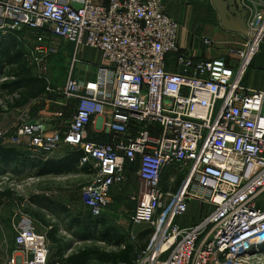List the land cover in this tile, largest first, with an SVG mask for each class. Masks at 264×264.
I'll use <instances>...</instances> for the list:
<instances>
[{
    "label": "built area",
    "instance_id": "1",
    "mask_svg": "<svg viewBox=\"0 0 264 264\" xmlns=\"http://www.w3.org/2000/svg\"><path fill=\"white\" fill-rule=\"evenodd\" d=\"M253 5L243 44L230 51L232 63L181 50L180 27L162 0H0V39L19 37L35 67L58 42L100 55L95 80L70 77L56 91L76 103L67 131L23 125L11 138L0 131V145L28 139L42 157L60 146L81 150L79 164L91 174L80 202L92 218L101 216L111 189L125 183L126 165L138 163L141 188L131 198L130 222L155 234L131 263L117 264H248L260 253L264 91L244 77L263 44L264 0ZM201 43L214 45L208 38ZM98 120L110 144L89 140ZM193 204L203 214L180 224ZM48 260V245L31 243L16 227L13 249L0 264Z\"/></svg>",
    "mask_w": 264,
    "mask_h": 264
},
{
    "label": "rangeland",
    "instance_id": "2",
    "mask_svg": "<svg viewBox=\"0 0 264 264\" xmlns=\"http://www.w3.org/2000/svg\"><path fill=\"white\" fill-rule=\"evenodd\" d=\"M162 1L167 6L169 17L175 20L180 27L178 39L180 34L183 33V35L190 39L196 38L197 42L193 41L194 44H200L202 38L212 40L213 35H218L223 37V39H226L227 37L229 42H232L235 49L243 44V29L246 30L250 14V11L246 8L250 5L249 0H241L239 5L241 8L237 4L238 0H228L229 5H227V8L230 7L237 9V12L238 8L243 10V12H240L243 17L242 20L236 26L233 24L229 25L234 32V35L229 37L228 35L223 34L220 29L223 25H219L218 22V17H225V11L227 10L222 8L221 0ZM223 2L227 3V0H223ZM232 18L240 20L236 14H232ZM235 34L239 36H236ZM223 42H225V40H223ZM221 49L222 48L215 49L214 47L210 49L201 48L197 51L195 56L196 59L210 60L220 58L233 63L234 57L232 54H226V51L224 52V50ZM98 61L99 53L95 50L80 48L76 51L72 44H66L63 42L59 43L57 52L49 56L43 62V69L40 71L35 70V72L32 70V75L37 76L40 74V76L46 78L48 87L52 92L41 98L40 101L30 102L27 107L20 111L14 110L9 106L13 104L10 97L2 98L0 100V107H2L0 108V131L2 130V132L6 133L13 132L15 127L20 123V117L24 110H30L33 114H36L30 115L34 118L39 117L42 119H48V121L56 120L55 127L64 131L67 128V124L71 117L72 105L57 96L54 91L59 87H63L70 77L79 78L80 76L84 77L86 74L87 78H92L95 72V64H97ZM31 65L34 68V65ZM0 72H3V69L0 70ZM257 74L260 75L258 76L259 83L256 82ZM5 80L6 78L0 74V83ZM244 84L253 88H260L261 84L264 85V44L260 46L257 55L252 60L245 74ZM1 97L2 95L0 94V98ZM51 126L52 125H50V128ZM64 150L66 149L63 146H60L57 151ZM89 179V177L85 178L82 175L36 177L33 172L14 174L7 172L6 170L3 171L2 174L0 173V195H4L3 198L0 196V263H3L10 254V250L13 247L12 242L15 237L16 227H21L26 231L31 243H43L46 245H48L46 234L49 230L47 232L44 225L48 224L49 226L54 227L56 230V238L59 242L57 246L49 243V257L57 251V247L62 250L64 248L66 255L85 248L113 251L112 248L108 247L102 240L99 233L98 235H90L89 233L84 234L80 232V226H71L69 217H81V225H85L89 221V218H92L89 210L82 208L79 203L81 189L86 185ZM122 193L123 192H121V194ZM124 197H126V195L123 196V198H116L122 200L125 199ZM46 200L61 202L69 207L74 206L70 209H76L69 212V217H66L59 211L48 208ZM259 206L264 209V196L259 200ZM107 207H109V205ZM122 207H124L122 202H118L114 199V212H116L117 209H122ZM121 214H123V212H120L119 216L117 213H114V221L107 220V222L110 225L114 224V228L119 234L127 239L128 243H134L136 234L139 232L146 230L152 231L148 240L151 235L155 234V231L148 227L131 225L130 221L127 222L125 225L126 227L124 226V228L117 222L118 217L120 218ZM202 214L203 213H201L196 204L191 205L190 211L184 218H182L183 220L180 221V224L189 225L195 223ZM121 217L127 219L124 214ZM130 232L134 236V240L131 237ZM77 238L80 240H77ZM68 248H70L69 253H66ZM257 252L260 253H255V255L251 256L253 259H251L248 264H264V245H261Z\"/></svg>",
    "mask_w": 264,
    "mask_h": 264
},
{
    "label": "trees",
    "instance_id": "3",
    "mask_svg": "<svg viewBox=\"0 0 264 264\" xmlns=\"http://www.w3.org/2000/svg\"><path fill=\"white\" fill-rule=\"evenodd\" d=\"M26 53L27 49L23 41L16 35L12 34L0 39V70L3 69V72H0V74L6 78L4 82L0 83V94L2 95L0 100L5 97H10L13 104L9 106L13 109L26 106L30 101L36 100L46 94V89L48 88V82L44 76L34 77L32 75V67L29 66L27 58L25 57ZM82 156L83 153L81 150L72 149L70 153L63 157L64 159L62 158L58 162L50 160L42 166L39 164V169H37L35 176H58L62 173L86 172L87 169L77 171L74 167L79 163ZM20 161L24 162L23 155L16 152L15 149L0 146V167L15 162L19 164ZM0 196L2 198L4 197V195ZM47 207L61 213L67 212L65 207L53 201H47ZM69 219L71 226H80L79 230L84 234L98 235L99 233L102 240L113 251L85 248L64 258L63 254L65 249L63 248L62 250L57 247V251L49 257L48 264H89L92 261L109 264L131 263L139 250L142 251L148 247V237L152 233L150 230L139 232L136 234L135 242L131 244L115 228L106 225V221L103 219H91L85 225H81L80 220L77 218L69 217ZM44 226L48 227L49 225L46 224ZM47 236L51 243L57 246L59 240L56 238V230L54 227H51Z\"/></svg>",
    "mask_w": 264,
    "mask_h": 264
},
{
    "label": "crops",
    "instance_id": "4",
    "mask_svg": "<svg viewBox=\"0 0 264 264\" xmlns=\"http://www.w3.org/2000/svg\"><path fill=\"white\" fill-rule=\"evenodd\" d=\"M221 1H222V8H225L227 10L225 11V14H226L225 17H223V18L222 17H218L219 18L218 22H219V25H223L222 28H220L222 30L223 34L224 35H228V37H229V36L234 35L233 34L234 33L233 32V29L230 28L229 25L233 24V25L236 26L242 20V18H243L242 17V14L240 13V12H243V10L240 9L241 6H239L241 0H238V2H237L238 6L240 7V8H238V12H237V9L230 8V7L227 8V5H229L228 0H227V3L223 2V0H221ZM254 1H256V0H249L250 5L246 7L248 9V11H250L249 17L251 16V13H252V11L254 9L253 8L254 7V5H253L254 4ZM232 14H236L237 17L240 20H238L236 18H232ZM247 17H248V15H247ZM244 23H245V21H244ZM219 35H220V32H219ZM31 36L32 35H29L30 38H31ZM236 36H239V35H236ZM31 40L32 39H30V41H29L30 43L33 42ZM223 40H225V42H223ZM193 41L194 42H197V39L196 38L195 39H190V38L186 37L185 35H183V33H182V34H180V37L178 39V47L181 50L186 51L191 56H194L196 58L195 55H196L197 51L200 50L201 48L203 49L204 46L202 45L201 41H200V44L199 43L194 44ZM212 41L214 43L213 47L215 49L222 48L221 50H224V52L226 51V54H229L231 50L235 49L234 46L232 45V42H229V40L227 39V37H226V39H223V37H221V36H218V35H215L214 36L213 35ZM59 43H61V42H58L55 45V51L56 52H57V47H58ZM66 44H69V43H66ZM205 51H206V49H205ZM52 54H54V53H52ZM52 54H50L49 56H51ZM28 63H29V66L32 67V65H31V63L29 61H28ZM100 64H101V58H100V55H99V61H98L97 64H95L96 65L95 66V69ZM42 69L43 68H37L35 66H34V68L32 67V70L34 72H35V70H39L40 71ZM95 72H94V76L92 78H87V76L85 74L84 77H81L80 76L79 78H76V79H78L82 83L85 82V81L95 80ZM258 76H260V75L257 74V76H256V80H257L256 82L257 83H259ZM34 77H41V76H40V74H38L37 76H34ZM64 86L57 88L54 91V93L57 96H59L60 98L64 99L66 102H69V104L72 105L71 117H70L69 123L67 124V128L64 130V131H67L68 130V127H69V124L71 122V119H72V117L74 115V106L76 105V103H75V101H68L65 98H63L62 95L57 94L56 91L64 88ZM249 87H251V86H249ZM251 88H253V87H251ZM253 89L260 90V91H264V85L261 84L260 85V88H255L254 87ZM51 92L52 91L48 87L46 89V94H44V95L40 96L39 98H37L36 100L30 101V102L40 101L41 98L45 97L46 95H49ZM30 102L26 106L21 107V108H18V109H15L14 108V110L20 111L21 109H24L25 107H27L30 104ZM30 115H36V114H33L30 110H24L23 113H22V116L20 117V123L18 124V126H16L15 129L13 130V132H11V133L4 132L6 134V136L9 137V138L14 137L20 127H22L23 125L29 126V123H31V122H35V125H31V126H36V123H38V122L39 123H42L43 126H44V128H45V131L48 132V133L49 132H54V131L64 132V131L60 130L59 128H56L55 127L56 126L55 124L57 122L56 120H54V121H48V119H42V118H39V117L38 118H34L33 116H30ZM38 115H40V114H38ZM55 115H62V114H55ZM50 125H52L51 128H50ZM89 140H92L93 142H96V143H99V144H110L112 142V136L111 135H107L106 133L103 132V130H102V122H101V120H98L97 123L95 125L91 126L90 129H89ZM98 141H100V142H98ZM28 142H29L28 139H22L21 142H20V144H17V145H2V146L0 145L3 148H12V149H15L16 152H18L21 155H23V160H24V162L20 161L19 164H17V162H15V163H12L10 165L1 166L0 167V173L1 174L3 173V171L6 170L7 172H11V173H14V174H18V173H22V172L23 173L33 172V174L35 175L37 173V169H39V164H41L40 166H42L45 162L50 161V160L51 161H54V162H58L63 157H65L68 153L71 152V149L69 147L63 146L66 150L59 151V152L57 151L54 154H52L51 156H49V157H42V156H39V155L34 154V153L31 152V150L29 149V146H28ZM79 162H80V160H79ZM74 167L77 169V171H80L82 169H87V171L86 172L80 171V172H72V173H62L61 175H58V176L57 175H47V176L60 177V176H77V175H82L85 178L90 177V174H91L90 167H82L79 163H77L76 166H74ZM137 170H138V163H135V164H132V165H126V168H125V178H126V181H125V183L122 186H117V187H114V188L111 189L110 194H109L108 203L105 206L104 210L102 211L101 216H99L97 218H93V219H98V218L103 219V220L106 221V225H107V224H109L107 222V220L114 221V213H117L118 216H119L120 212H123L124 216H126L127 219L122 218L121 216H123V214H121L120 218L118 217V221H117L118 224L124 227L127 224V222L130 221V217H131L133 211L136 208V202L132 201L131 198L132 197H137L138 193L140 192V188H141V182L139 181V178L136 175ZM88 182L89 181H87V183ZM82 189H83V187H82ZM82 189H81V193H82ZM121 192H123L124 194L122 193L123 194L122 195ZM125 195H126V197H124L125 199L120 200L119 198H116V197L123 198V196H125ZM80 199H81V194H80V197H79V203L82 206V208H84L83 205L80 202ZM114 199L117 200L118 202H122V205H124V207H122V209L121 208L120 209H117L116 212H114ZM53 202H55V201H53ZM130 202H132L133 204L130 203ZM55 203H58L61 206H63V207L66 208V210H67L66 213H61L60 212L62 215H65L66 217H69V212H72V210H75L76 209V208L75 209L74 208L73 209H70V208H72L74 206L69 207L67 205H64L61 202H55ZM131 204H132V206L133 205L134 206L132 207ZM108 205H109V207H107ZM55 211H57V210H55ZM189 211H190V208H189ZM129 215H130V217H129ZM128 217H129V220H128ZM73 218H77L78 220H80L81 217L74 216ZM91 219L89 218V220H91ZM198 219H197V221H198ZM181 220H183V219H180L179 222ZM192 224H194V223H192ZM131 225H133V224H131ZM189 225H191V224H189ZM108 226H111V227L114 228V224H111V225L109 224ZM133 226H136V225H133ZM184 226H188V225H184ZM45 228H46V230L48 232V230L51 229V226H48V227L45 226ZM130 234L132 235L131 232H130ZM46 239H47V243L49 245V243H51V241L48 239V236H47ZM13 243H14V240H13L12 244ZM12 249H13V247L11 248V250ZM69 249H68V251H66V253H69ZM11 250H10V252H11ZM69 255H71V254L69 253L68 255H66L65 252H64L63 257H67Z\"/></svg>",
    "mask_w": 264,
    "mask_h": 264
},
{
    "label": "water",
    "instance_id": "5",
    "mask_svg": "<svg viewBox=\"0 0 264 264\" xmlns=\"http://www.w3.org/2000/svg\"><path fill=\"white\" fill-rule=\"evenodd\" d=\"M243 34H244V36L246 35V30L245 29H243ZM262 42L264 43V36L262 38ZM31 125H35V122L29 123V126H31Z\"/></svg>",
    "mask_w": 264,
    "mask_h": 264
},
{
    "label": "bare ground",
    "instance_id": "6",
    "mask_svg": "<svg viewBox=\"0 0 264 264\" xmlns=\"http://www.w3.org/2000/svg\"><path fill=\"white\" fill-rule=\"evenodd\" d=\"M264 44V43H263Z\"/></svg>",
    "mask_w": 264,
    "mask_h": 264
}]
</instances>
